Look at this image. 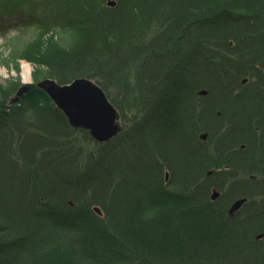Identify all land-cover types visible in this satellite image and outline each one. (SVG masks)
<instances>
[{"label": "trees", "instance_id": "1", "mask_svg": "<svg viewBox=\"0 0 264 264\" xmlns=\"http://www.w3.org/2000/svg\"><path fill=\"white\" fill-rule=\"evenodd\" d=\"M95 2L98 9L91 14L92 19L88 23H82V37H77L71 47L63 48L54 43L52 45L54 35H48L47 37H51L48 40L50 45L45 48L40 45L32 53L35 59L33 61L47 64L50 68L48 76H53L61 83L85 76L102 66L118 63L121 56H112L111 51H115L113 49L117 47L123 48L132 38L138 40V37H142L146 32L144 28L155 22L159 10V15L163 18V10L169 8V5H187L180 11L187 13L188 17L182 18L180 13L176 17L178 19L175 23L180 25L169 26L170 32L162 31L148 42L153 41L150 46L154 52L163 43L173 46L174 42L178 43V48L174 50L177 55L183 46H188L187 34L190 27L196 26L194 15L205 10V7L209 11L208 4L203 1L191 5L190 0H143V3L142 0H117L114 7H105L104 0ZM82 3L79 0L76 5L81 8ZM211 3L213 6L215 4L214 8L221 10L205 16L214 19L223 10H227L229 25L227 24V29H219L218 26L226 25L217 23L212 28V22H205V27L210 29V37L201 30L203 27L197 26L202 33L195 38L194 54L183 60L182 74L186 79L189 78L186 71L190 69L191 63L197 65L198 59L206 63L209 61L207 58L210 55L205 52L204 47L205 41H208L206 38L213 40L209 43L210 48L207 46L208 52H222L223 48L229 50L230 47L221 41L222 36L228 33L232 36L239 32L244 37L252 35L249 28L252 24L246 20L251 18L255 22L253 17L249 16L244 20V16L239 15V20L234 25V0L231 5L222 0H212ZM186 38L188 42H185ZM215 38L220 39V42ZM203 39L205 41L201 43ZM198 51L202 54L201 58ZM260 52L264 55V49H260ZM135 53L138 56L145 53L137 66L136 84L140 81L139 75L145 76L143 80H147V84L159 89L167 81L162 82L166 79H160V67L157 64H161V61L154 55L162 54H153L148 49H140ZM106 60L108 64L105 63ZM230 61L228 59L219 65L218 60H215L217 75H213L214 79L208 78L203 86L208 84L206 87L209 89L216 88L223 99L237 102H231L236 110L242 108L241 112H246L249 109H245L247 107L240 100L241 96L233 94L237 82L230 75L233 67ZM177 75H181L180 69ZM222 84L224 88L221 87ZM19 85L13 88L11 95L19 89ZM172 86L175 94L165 95L167 104L175 97L174 101L182 99L179 94L180 86L176 82ZM26 88L21 91L22 99L17 106L8 108L9 110L3 108V104L0 106V264H247L241 260L243 257L240 252L232 253L228 238L233 229L219 226L223 223L216 222L220 213L212 215L210 209L213 206L206 204L201 197L197 200L200 185L194 186L195 180L202 178L201 168L204 165L201 164L204 160L207 164L205 157H210L209 155L196 156L188 152L183 160L185 165H189V171L185 174L177 168V161L174 165L169 162L171 173L178 175L175 176L176 181L172 178L170 182L177 189L169 192L173 200H167L170 197L162 187L160 176L159 185L154 183L150 187L154 196L158 195L161 199L157 205L144 207L152 210L150 215H146L140 210L143 208L140 193L144 191L146 196L142 183H147L146 179H149L143 175L148 165L142 168L139 176L125 177L122 188L113 186L120 175L118 163L130 168L132 161H140L139 164L143 166L147 158L145 153L136 154V158H131L134 155L130 151L114 153V149L107 145L110 141L99 143L88 136L86 131L70 126L61 110L36 83ZM9 96L0 98V102H5ZM195 97V93H190V96L181 100L182 104L179 105L182 106V115L179 116L175 114L177 106L174 103L163 106L158 104L160 97L154 104L149 103L147 107L142 105L140 133L148 141L149 137L152 144H161L159 153L162 157L165 158L164 151L168 153L167 148H171L169 144L176 143L177 126L188 122L186 113L194 106ZM250 97L256 98L254 95ZM253 117L264 118V111ZM244 122H247L248 127L252 125L250 118ZM258 125L262 127L264 136L263 125ZM143 126L148 129L144 131ZM121 134L122 131L113 140ZM218 154L220 156L219 152ZM163 160L166 162V159ZM105 171L108 173L105 174ZM120 171L123 176L130 174L128 169ZM111 187L115 191L123 189L126 196L119 192L116 197L110 196L111 203L104 209L106 212L103 217L89 210L83 213L85 223H89L82 225L83 222L79 223L76 218L70 229L62 228L56 221L55 217L64 212V200L68 195L72 199L77 196L76 200H82L81 196L90 191L106 196V188L111 191ZM205 196H208V190ZM112 209V214L107 211ZM50 219L51 224L48 223ZM227 221L229 222L228 219ZM258 225L264 230V218L258 220ZM241 227L246 226L237 227L245 232ZM250 263L264 264L260 259L253 262L250 260Z\"/></svg>", "mask_w": 264, "mask_h": 264}, {"label": "rangeland", "instance_id": "2", "mask_svg": "<svg viewBox=\"0 0 264 264\" xmlns=\"http://www.w3.org/2000/svg\"><path fill=\"white\" fill-rule=\"evenodd\" d=\"M82 1V7L80 8L76 5L79 0H0V92H4V94L0 93V98L10 95L5 99V102H0V106L3 104V108L6 107L7 109L17 106L22 99L21 91L34 83L47 96H50L46 89L39 86L38 83L54 82V85L62 87L71 84L75 79L85 78L94 82L104 92L107 100L118 112L116 120L122 126V134L119 138L113 140L120 132L101 142L110 141L107 145L114 149V153L115 151L117 153L130 151L134 155L131 158H136L135 156L138 153H145L147 157L146 161L142 160L144 161L143 166L139 164L140 161H132L131 169L118 163L120 175L113 186L116 185L117 189L122 188L125 177L129 175L139 176L142 168L148 165L143 175L144 177H149V179H146L147 183H142L146 190V196L144 191L140 193L143 198L141 202L143 208L140 209L139 207V209L144 211L146 215H150L152 210L145 209L146 206L157 205L159 199H161L158 198V195L154 196V191L151 192L150 186H153L154 183L159 185L160 176L162 187L168 195L170 194L169 192L177 190L175 185H170L171 179L175 180V176L178 177V175L171 173L172 169L170 171L169 162L174 165L177 161V168L180 171L183 170L182 174H185L186 171H189V165H185L183 160H185L184 157H186L188 152L196 156L200 154L209 155L210 157H205L207 164L205 160L201 164L204 165L201 168L203 170L202 178L195 180L196 185L194 186L200 185L197 190V193L200 192L197 200L201 197L206 204L213 206L210 209L212 215L220 213L219 218L215 216L216 222H223L219 226L233 229L231 230L230 238H228L231 242L232 253L240 252L243 257H240L241 260H244L247 264H253L250 263V260L253 262L258 259L264 262V242H261L264 239V230L258 225V220L264 218V136L261 131L262 127L258 123L264 127V118L253 117L258 112L262 113L264 111V66L262 68L257 66L264 59V55H261L260 52V49H264V0H234L235 12H232V14H241L244 17L250 16L257 20L256 22L251 20V18L246 20V22L249 21L252 24L249 26L252 35L244 37L239 32L236 33L237 35L233 34L230 36V33H228L226 36H222L221 41L223 40V43L230 46L229 50H224L223 48L222 52H208L207 46L213 40L206 38L208 42L203 39L201 43L206 42L204 47H206L205 52L210 55L207 58L210 62L206 63L198 59L197 65L191 63L190 69L186 71L188 79L183 77L184 74H182L183 60L187 59L185 57H190L191 54H194L195 38L202 33L197 26L203 27L201 30L203 29L205 34H209L210 29L205 27V22H212L214 26L209 25L213 26L212 28L217 23L229 25V12L226 13L227 10H223V13L214 19L205 16L207 13L212 14L214 11L221 10L214 8L216 6L215 4L214 6L212 5V0H190L191 5L202 1L204 4L207 3L209 11L205 7V10H201L202 12L194 15L196 17V26L190 27V31L187 34L189 42L187 38L185 39V42H188L186 43L188 46H183L177 55L174 50L178 48V43L174 42L175 46L163 43L154 52L150 46L153 41L148 42L162 31L170 32L169 26L180 25L175 23V20L178 19L176 17L178 13L182 15V18L188 15L180 11L185 9L187 5L182 7L169 5V8L163 10V18L160 17L161 10H159L155 22H151L150 27L144 28L146 32L142 37H138V40L132 38L130 43L125 44L123 48L117 47L113 49L115 51H111L113 53L112 56H121V60L119 59L118 63L114 62L102 66L93 72H88L85 76L76 77L69 82L61 83L53 76H48L50 68L47 64H39L33 61L35 59L32 53L40 45L43 48L50 45L48 40L51 37H47L48 35H54L52 45L60 44L63 48L71 47L78 38L82 37V23H88L92 19L91 14L98 9L95 0ZM222 1H227L230 5L233 2V0ZM116 3L117 0H104L105 7H114ZM190 17L192 19L191 15ZM201 17L206 20L198 19ZM172 28L174 29V27ZM218 28L227 29L223 26H218ZM207 37H210V34ZM215 39L220 42V39ZM208 47L210 48V45ZM140 49H148L153 54H162V56L154 55L157 59H160L162 65L159 77L160 79H166L162 80V82L167 81L159 89H155L149 83L147 84L148 81L143 80L145 76L139 75L140 81L136 84L137 66L140 63V59L145 57V53L139 56L135 53ZM198 52L201 58L202 54L200 51ZM250 58L257 64L254 65L256 68L254 72L247 68ZM228 59L231 60L230 64L244 63V69L240 72V76L234 77L239 83V86L234 89V93H241L242 99L240 100L244 101V105L247 107L245 109H249L246 112H241L242 108L239 111L236 110L233 107L234 105H231V102H237H234L233 99H223L216 88H213L214 90L209 89L206 87L209 86L208 84L203 86V83L208 78L214 79L213 75H217L215 73V60H218V64L221 65L223 61ZM105 63L108 64V61L106 60ZM26 67H29L31 79L29 77L26 79L25 77L27 76ZM195 67L196 69L194 70ZM179 69L181 72L180 76L177 75ZM175 82L180 86L179 94L180 98H182L181 100L190 96V93H195L196 97L193 101L194 106L186 113L187 117H189L188 122L185 125L179 124L177 126L176 134L178 137L176 138V143L174 145L169 144L171 148H167L168 153H166V150L164 151V158L159 153L161 144H152L149 137L148 141L140 133V126L142 125L140 122L143 116L142 105L147 107L149 103L154 104L160 97L161 100L158 104L163 106L174 103V106H177L175 108L176 116L182 115V106L179 105L182 104L181 100L178 102L176 99V102L174 101L175 97L172 102H168V104L165 102L166 94H175V89L172 86ZM17 85H19V89H16L13 92L14 94L11 95L10 92ZM221 87L224 88V85L222 84ZM261 90H263V95ZM252 95L256 98L252 99L250 97ZM172 114L173 112H171ZM248 118H250V123H252L250 127L247 126V122H244ZM143 127L144 131L148 129L145 126ZM87 135L96 141V138L92 135L88 133ZM234 141L236 142L235 144L233 143ZM243 155H246V157ZM162 158L166 159V162ZM137 162L138 165H135ZM115 165L117 166V164ZM196 167L195 163V169ZM124 169H128L130 174L123 176L120 170L124 171ZM107 173L108 171H105V174ZM178 181L181 183L180 180ZM207 190L208 196H205ZM118 192L120 195L126 196L123 189L115 191L112 187L111 191L106 188V196L90 191L81 196L82 200H76L77 196L72 199L68 195L64 200V212L60 216L55 217V219L65 229L73 227L76 218L79 223L83 222L81 223L82 225L88 224L89 222L85 223L86 220L83 219V213L90 210L94 214L103 217L105 215L104 212H106L104 209L108 208L111 203L109 197L118 196ZM169 197L167 200H173L170 195ZM94 206L98 207L101 213L94 210ZM113 210L107 211L112 214ZM51 220L48 221L49 224H51ZM225 224H228V226H225ZM244 225L246 228H241L245 232L237 228ZM249 233L251 235L247 236ZM254 240L259 242H254ZM257 243H261V245Z\"/></svg>", "mask_w": 264, "mask_h": 264}, {"label": "water", "instance_id": "3", "mask_svg": "<svg viewBox=\"0 0 264 264\" xmlns=\"http://www.w3.org/2000/svg\"><path fill=\"white\" fill-rule=\"evenodd\" d=\"M54 84V82L38 83L39 86L46 89L50 97L67 115L72 125L87 129L93 137L100 141L107 140L120 130V125L116 120L118 112L94 82L82 78L75 79L71 84L62 87ZM67 96L78 98L84 107H77V105L69 103ZM106 112L107 114H105ZM104 118H107L105 124L98 122ZM93 209L101 213L98 207L94 206Z\"/></svg>", "mask_w": 264, "mask_h": 264}, {"label": "bare ground", "instance_id": "4", "mask_svg": "<svg viewBox=\"0 0 264 264\" xmlns=\"http://www.w3.org/2000/svg\"><path fill=\"white\" fill-rule=\"evenodd\" d=\"M160 68H161V64L159 63V64H157ZM25 71H26V74H27V76H25L26 77V79H28V77L30 78V71H29V67H26V69H25ZM31 79V78H30ZM67 98V100H68V102L69 103H72V104H74V105H77V107H84V105L81 103V101L78 99V98H72V97H70V96H67L66 97ZM105 114H107V112L105 113ZM108 118H110V117H108ZM107 118H104V119H102V120H98V122H102V123H104L105 124V120H106ZM153 163H154V161H152Z\"/></svg>", "mask_w": 264, "mask_h": 264}]
</instances>
